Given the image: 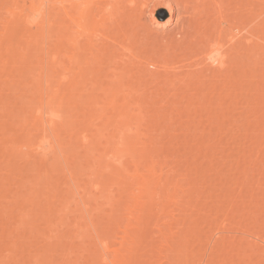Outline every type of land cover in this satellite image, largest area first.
<instances>
[{
	"label": "rangeland",
	"instance_id": "obj_1",
	"mask_svg": "<svg viewBox=\"0 0 264 264\" xmlns=\"http://www.w3.org/2000/svg\"><path fill=\"white\" fill-rule=\"evenodd\" d=\"M29 1L0 0V264H99L101 240L122 253L115 264H264V0L243 18L230 3L236 35L224 38L246 43L226 45L236 85L205 71L192 88L160 54L138 62L108 48L128 0L104 21V54L84 55L73 87L59 83L68 20L53 0L31 26L8 11ZM167 17L157 10L146 28L163 35ZM42 138L53 150H34Z\"/></svg>",
	"mask_w": 264,
	"mask_h": 264
},
{
	"label": "bare ground",
	"instance_id": "obj_2",
	"mask_svg": "<svg viewBox=\"0 0 264 264\" xmlns=\"http://www.w3.org/2000/svg\"><path fill=\"white\" fill-rule=\"evenodd\" d=\"M53 1H54V3H53ZM53 1L51 3H53V4L56 3V4L53 5L50 3V6L52 5L51 6L52 10H54V12L57 11L56 9L58 8V5L60 4L61 8H59L58 11L63 10L65 18H66V20H68L67 21L68 22L67 28L69 29L68 30L69 35H67V47H66V49H67V52H66L67 64L64 65V68H63L64 71L59 78V83H67L69 88L73 87V85L77 83L76 81H78V79H80L79 76L81 77V75L83 73L82 72V63H83L82 59L84 58V55L87 54V52H90L92 54L93 58L97 57V55L100 56V54L103 55L104 54V53H102L103 51L101 50V52H100L99 49H102L103 43H106V40L108 41L109 37L110 38L112 37L113 40L111 39L112 41H110V39H109V41L111 42L110 44H113V45L110 47L105 46V45H110L107 42V44L104 45L103 50L104 49L108 50V49H106V47L113 49L112 47L114 46V47H116V49L118 48V49L122 50V52H123L122 55L128 60H136V61L140 62L142 59H146V60L149 58L152 59L153 56L160 54V58L155 60L156 64H159L160 59H162L164 61V65L165 64H171L172 70H178V73L181 75L179 77V79L181 80L183 87H185V88L186 87L192 88L191 86L195 85L194 82L201 84L202 81L205 79V77L209 78V76H206L204 74L205 71H206V74L208 72L211 75L210 78H211V80H213V82H214V80L215 81H221L222 80L223 83H225V84L229 83V82L231 83V80L236 75V74L233 75V72L236 71L234 73H237V69L233 71V69H234L233 67L235 66V68H236L238 66L235 65L236 61H235V63L232 62V57L230 54L231 52H227L228 47L226 48V45L227 46L229 45V47L232 46V48L230 47V48H228V50H234L233 46L236 44L235 40H239L240 42L241 41L244 42V40L242 38L243 35H245L244 37H248V36H250V34L252 35V33L255 34L254 33L255 31H252L249 33V31H248L249 29L246 25L247 24V22H246L245 27L247 28L246 30L248 32L246 30H244V31L249 33V35L246 34L245 32H241V33L239 32L240 33V35H239L238 30L240 29L241 26H238L239 28L237 30V34L239 36L242 35L241 36L242 40L239 39L240 37L238 38V36H236L237 39H235V40H233L234 38L230 39L232 44H229L231 42H228V44H227L226 38H224V36H226L227 33L233 34L232 32H230L231 30H229V27L231 25L230 23H234V22H232L233 16H231V15H233L232 10L238 9V11H239L240 9H242V11L240 10L241 12L239 11V13L242 15V18H243L244 17L243 12H245L243 10H245L246 7H249V9L254 10L252 8L253 7L252 5L254 4V8H256L258 6L257 3H259L258 2L259 0H256L257 1L256 3H255V0L254 1L251 0L253 2H251L250 0H247V1L246 0H244V1L243 0H236L237 1L236 3L239 6L237 5L238 7L236 6L234 8L231 7V8H233L231 10V8H230L231 0H138V3L134 0H128V4L135 6V8L134 7L131 8L133 10V11L131 10L133 15L130 11H129L130 15L128 14V16H129L128 18H129L130 22H129V24H127V26H129V27L126 26L125 21H124V23L119 22L123 25L117 24L118 26H116L117 22L114 21V23L115 22L116 23H115V25H113L114 26L113 28L117 27V29H119V31H116L117 29L116 30L113 29V32L109 31L110 35H108L109 37L106 38V36H107V34H106L107 30L106 29L107 28L109 29L108 26L110 25L108 20H109V18H110V20H112L111 18H113V15L111 14V12H113L115 10L118 11L119 8H118V6H115V4L121 2L122 0H119V2H118V0L117 1L116 0H53ZM233 1H235V0H232V2ZM245 1H246V4L244 3ZM248 1H249V3L252 4V5L250 4L252 7H250L248 5L249 4ZM43 2H45V0H32L29 3V5H27L26 7H24V5H22V6L15 8L14 10L8 9V11H10L12 13V15L15 16V18L19 17V19L21 21H23L26 25H30L31 22L33 23L36 20H38V22H40L39 21L40 18L38 19V17L41 16V18H43V15H44L43 13H45V12H43V10H44L43 9ZM133 4H135V5H133ZM255 4H256V7H255ZM56 5H57V8L56 7H55L56 9L53 8ZM243 5L245 8L242 7ZM45 6H46V4H45ZM227 7H229L228 8L229 11L227 10ZM162 9L165 10L167 12V15H168L167 19L163 23H160V22L158 23V21H157V24H160L164 29H167V31L164 32L163 35L161 33H154V32H152V30H148V28H146V25H145L146 22L148 21V19L149 20L150 19L156 20V11L162 10ZM236 10H235V12L237 13L238 11H236ZM252 10H251V13L254 15L256 12L255 10H257V8L254 10L255 12L254 11L252 12ZM227 11L229 12L230 15L228 14ZM231 11H232V14H231ZM246 11H247V8H246ZM116 12H113V14L116 15L117 14ZM239 13L237 14L238 16L236 15L237 16L236 18H238L237 23L239 22L240 25H242V28L239 31H242L244 28L243 27L244 25L241 23H244V22H243V19L241 18V15ZM57 14H58V12H57ZM109 14H111V15H109ZM159 16H160V13H159ZM254 16L257 17V15H254ZM118 17H120V16H118ZM130 17L132 18V20ZM246 17L247 16L245 13V18ZM240 18L242 20H240ZM246 19L248 20V17ZM40 20L42 21V19H40ZM106 20L109 24L108 26L104 22ZM116 20H118V19H116ZM119 20H121V19H119ZM123 20L124 19H122V21ZM247 20H245V21H247ZM252 21H253V18L250 22H252ZM17 22H16V25H18L19 27L22 26L21 22H18V24H17ZM38 22L36 21V23H38ZM19 23H21V25H19ZM36 23L34 22L33 24H36ZM114 23H111V27H112V24H114ZM253 23H252V25H253ZM16 25L14 24V26L12 28L11 27L6 28L7 30L5 29V31H4L5 33L4 32L3 33L4 34H7V33L10 34V32H11L12 35L17 34V32L20 29ZM30 26H28V27H30ZM232 26H233V24L231 25V27ZM236 28L237 27H235V29H234V27H233L232 30L233 29L236 30ZM255 29H257V28H255ZM114 31H116V34ZM140 32H142V34L144 32L143 37L145 39L142 42H140ZM113 33L115 35L111 36V34H113ZM4 34H1V35H4ZM8 34H7V37H8ZM104 34H106V36H103ZM12 35H9V36H12ZM233 35H236V34H233ZM233 35H232V37H235ZM246 35H248V36H246ZM228 36H230V35H228ZM98 37H100V38H98ZM105 38H106V40H105ZM223 38H224V40H223ZM230 38H231V36H230ZM97 39H98V41H100V39H103L104 42L101 40L103 43L101 41H100L101 42L100 43L97 41ZM0 40H1V38H0ZM245 40L248 41L247 38ZM244 43H243V45H244ZM237 44H238V41H237ZM99 45H102V46H99ZM249 46H250V43H249ZM96 47H99V48L97 49ZM93 49L96 51H94ZM235 49H236V47H235ZM105 50H104V52H105ZM97 52H99V53L97 54ZM51 56H52L51 57L52 61L55 60L56 58H58L57 55L56 56L51 55ZM55 61H57V60H55ZM233 64H234V66H233ZM236 64H238V62ZM200 65L202 68L201 72H200V70H197L200 68ZM203 68H204V72H202ZM76 69H78V70L76 71ZM196 71H197V75L199 72V76H196ZM231 72H232V74H231ZM200 74H202V75L200 76ZM231 76H233L232 79H231ZM202 78H203V80H202ZM193 79H195V80L193 81ZM200 80H202L201 83H200ZM203 82L205 83V81H203ZM211 83H212V81H211ZM231 85H233V86L236 85V81H233L231 83ZM200 86H202V84ZM197 87L199 88V85L195 86V88L193 87L194 90L195 89L197 90ZM204 87L205 86L203 85V88ZM186 90H188V89H186ZM55 91H56V89H55ZM195 95H197V94H195ZM50 102H52V99H47L45 104L49 105ZM45 107L47 108L46 105H45ZM39 110H41V109H39ZM51 111H53V110H51ZM41 112L42 111H40V113ZM45 112H47V110ZM46 115H48V112L46 113ZM51 115H53V114L51 113ZM38 116L40 118H38L37 120L34 118V120L39 122V119L42 120L43 115L42 116L38 115ZM53 116L48 115L46 118H44L45 122L49 125L50 128L52 127L50 125H53L52 123L54 122L53 121L54 118H52ZM40 124H42V121ZM45 128L47 129V127H45ZM44 134H45V131H44ZM36 141H38V140H35V142H34V143H36L34 150H42L43 152H45V151L47 152V151L53 150L51 148H54L52 145L50 146V144H51L50 142H46V139L44 140L42 138L38 142H36ZM31 144L30 145L27 144V146L28 147L31 146V148H32ZM26 150H29V149L27 148ZM38 153H39V151H38ZM142 183H145V181H143ZM220 229L222 230V228H220ZM217 235H219V234H217ZM260 237H262V236H260ZM260 237H257L256 235H254L253 239L254 240L255 239L260 240L259 239ZM123 238H125V237H123ZM123 241H124V239H123ZM260 241L264 242V240H260ZM254 242L255 241H253V243ZM263 242H260V243H263ZM256 244H258V242ZM98 245H99V256L101 257L99 259L100 260L99 264H115L116 261H118V262H124L125 261L124 257H122V253H120V255H119L117 250L114 251V253H113L114 255H109L111 252L110 246L104 240L99 241Z\"/></svg>",
	"mask_w": 264,
	"mask_h": 264
}]
</instances>
